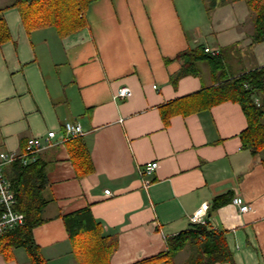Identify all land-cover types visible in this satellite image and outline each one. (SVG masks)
Masks as SVG:
<instances>
[{
    "label": "crops",
    "instance_id": "crops-1",
    "mask_svg": "<svg viewBox=\"0 0 264 264\" xmlns=\"http://www.w3.org/2000/svg\"><path fill=\"white\" fill-rule=\"evenodd\" d=\"M215 1L97 0L86 26L66 37L52 28L27 32L16 8L3 12L11 38L0 45V151L24 155L29 139L55 133L37 154L49 187L45 222L33 238L46 264H78L62 216L85 208L116 237L110 264L157 258L200 208L232 254L233 263L219 264H264V168L242 148L241 107L227 101L173 116L168 125L160 117L164 105L214 85L201 62L199 76L172 86L183 51L216 50L229 77L264 66V42H252L246 4L212 7ZM122 86L131 90L126 100L115 97ZM66 122L80 125L94 166L80 179L69 140L62 141ZM150 162L157 168L142 176ZM222 195L229 201L214 209ZM234 197L251 209L240 212ZM182 253L172 264L187 259L179 261ZM0 264L30 263L17 250L12 261L0 256Z\"/></svg>",
    "mask_w": 264,
    "mask_h": 264
},
{
    "label": "trees",
    "instance_id": "trees-1",
    "mask_svg": "<svg viewBox=\"0 0 264 264\" xmlns=\"http://www.w3.org/2000/svg\"><path fill=\"white\" fill-rule=\"evenodd\" d=\"M97 0H11L0 9V45L7 43L11 36L3 18L7 8L19 11L22 24L27 32L52 28L60 37L77 33L86 26V14ZM243 1L253 25V44L264 42V0H216L212 7ZM181 64L179 72L170 81L175 88L180 78L199 76L198 64L206 62L210 68L214 85L185 98L172 101L160 109L165 125L176 115L188 116L205 111L223 102H233L241 107L247 121L246 129L240 134L242 148L259 159L264 168V66L238 76L229 77L218 55L207 54L197 47L179 53L176 58ZM258 100V105L255 100ZM69 155L78 179L94 172L93 162L83 137L68 141ZM46 163L36 156L23 164L16 160L3 170L15 198L14 211L23 215V223L11 228L0 236V256L6 261L15 259V252L23 250L30 264H46L39 246L33 238L35 228L45 219L43 210L48 204L45 193L49 182ZM229 201L228 195L213 199V208ZM0 207V214H1ZM72 253L78 264H110V258L117 248L116 237L104 234L103 227L91 215L90 209L63 215ZM167 251L152 260L135 264H148L164 258L172 264L175 256L186 250L189 256L182 264L233 263L222 233L212 230L207 220L204 224H192L189 229L166 240Z\"/></svg>",
    "mask_w": 264,
    "mask_h": 264
},
{
    "label": "built area",
    "instance_id": "built-area-1",
    "mask_svg": "<svg viewBox=\"0 0 264 264\" xmlns=\"http://www.w3.org/2000/svg\"><path fill=\"white\" fill-rule=\"evenodd\" d=\"M207 54H211L213 56L217 55L216 50L205 49ZM131 96V90L127 86H122L118 89L115 94V97L126 100ZM258 105V100H255ZM64 128V137L62 141H68L73 138H78L83 135L82 129L78 124H72L70 122H66L63 125ZM55 133L54 131L47 132L45 138L42 137H34L28 140L25 154L24 155H16L11 152L0 151V207L2 209L0 214V236L4 234L5 231L20 226L23 223V215L14 211L13 206L15 203L14 195L11 191L10 184L6 180L3 174V170L6 166L12 164L16 160H20L23 164H27L30 162L31 156H36L41 150L46 147H50L49 141L54 139ZM48 143V144H47ZM157 168L156 162H150L143 166L141 171V175L148 177L151 176L155 169ZM143 184L145 187L149 186L150 181L148 179L143 180ZM106 196H111L109 190L105 192ZM232 205L237 207L240 212H247L251 209L249 205L243 204L242 200L238 197H234L232 199ZM192 224H204L205 223V212L204 208H200L195 212L190 218Z\"/></svg>",
    "mask_w": 264,
    "mask_h": 264
},
{
    "label": "rangeland",
    "instance_id": "rangeland-1",
    "mask_svg": "<svg viewBox=\"0 0 264 264\" xmlns=\"http://www.w3.org/2000/svg\"><path fill=\"white\" fill-rule=\"evenodd\" d=\"M10 1H11V0H0V7H3L4 5H5V6H6V5H9V4H10ZM263 97H264V96H263ZM20 252H22V254H24L25 256H27L26 253H25L23 250H20ZM182 256H183L184 258L188 257V256H189V251H188V250L184 251V252L182 253V255L179 256V258H180L179 261H183Z\"/></svg>",
    "mask_w": 264,
    "mask_h": 264
}]
</instances>
